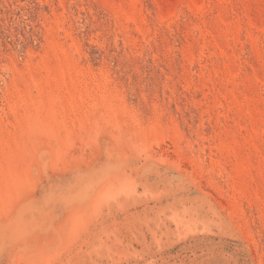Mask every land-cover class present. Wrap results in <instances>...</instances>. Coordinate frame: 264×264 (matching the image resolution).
<instances>
[{"label":"rangeland","instance_id":"374dc122","mask_svg":"<svg viewBox=\"0 0 264 264\" xmlns=\"http://www.w3.org/2000/svg\"><path fill=\"white\" fill-rule=\"evenodd\" d=\"M0 264H264V0H0Z\"/></svg>","mask_w":264,"mask_h":264}]
</instances>
